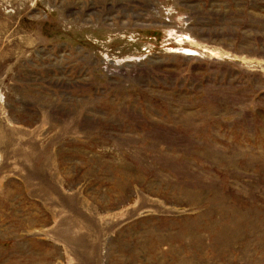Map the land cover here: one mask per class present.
<instances>
[{
	"label": "rangeland",
	"instance_id": "374dc122",
	"mask_svg": "<svg viewBox=\"0 0 264 264\" xmlns=\"http://www.w3.org/2000/svg\"><path fill=\"white\" fill-rule=\"evenodd\" d=\"M0 264H264V0H0Z\"/></svg>",
	"mask_w": 264,
	"mask_h": 264
}]
</instances>
